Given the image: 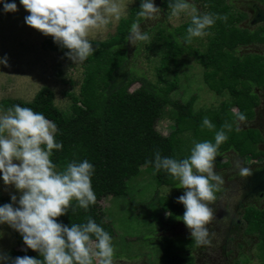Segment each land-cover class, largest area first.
<instances>
[{
    "label": "trees",
    "instance_id": "obj_1",
    "mask_svg": "<svg viewBox=\"0 0 264 264\" xmlns=\"http://www.w3.org/2000/svg\"><path fill=\"white\" fill-rule=\"evenodd\" d=\"M3 3L5 0H2ZM20 0H7L18 3ZM200 4L213 16H227V21L217 19L213 26L205 29L214 31L204 51L189 46L185 37L191 20L175 28L159 30V45L163 46L161 60L156 68L159 76L156 83H151L144 75H137L127 64V37L131 25L141 22L138 17L140 5L130 8L128 15L118 20L116 33L106 40H90L95 49L93 55L83 61V79L78 95L67 92L72 101V112L66 115L54 104V93L49 87L41 88L31 101L1 100L3 108L19 104L42 113L57 126L55 139L62 143V149H54L51 159L57 165V171L63 170L67 163L82 162L87 159L93 166L92 187L96 195V203L87 210L71 209L57 219L64 225L86 223L88 218L104 228L110 236L114 230L110 222L103 217L99 201L108 195L119 197L126 195L128 179L138 175L141 167L153 171L158 185L176 187L179 180L167 171L155 168V153L162 157L182 160L191 155L195 143L211 141L215 143V134L225 121L232 123L233 130L226 131L228 139L219 148L214 164L226 166L228 161L221 157L228 151L240 156L249 154L254 159L262 154L258 144L262 141L260 132L252 127L236 129V112L242 113L247 120L254 116L255 107L259 104V96L255 89L264 90V55L248 53L236 55L241 46L264 43V27L253 29L240 25L247 17L238 10L234 0H193ZM264 6V0H256ZM175 0H163L162 7L169 8ZM45 47L51 51L64 54L69 49L62 47L48 36ZM192 56L203 68V78L209 89L216 94L227 92L230 99L223 100L219 107L208 110H195L194 96L186 101L173 99L171 93L178 87L176 73L174 78L166 80L162 73L181 54ZM139 86L130 89L134 82ZM165 106L174 112V128L166 138L161 136L155 126ZM207 117L215 128L203 126V118ZM11 201L0 196V206ZM158 203L162 210L168 212L169 220H182L185 207L177 202L174 196L159 197ZM76 202L73 201V207ZM247 234H255L259 240V249L263 252L264 264V206L251 205L244 209L242 215ZM185 224V223H184ZM8 225V224H7ZM10 228L15 240L23 242L22 235ZM92 239H95L93 236ZM192 246V245H191ZM190 246V247H191ZM11 258L32 256L42 259L39 252L31 251L23 254L11 248L7 254ZM166 264H194L190 254L184 256L172 253L167 256ZM5 264V262H4ZM232 264H243L236 261Z\"/></svg>",
    "mask_w": 264,
    "mask_h": 264
},
{
    "label": "rangeland",
    "instance_id": "obj_2",
    "mask_svg": "<svg viewBox=\"0 0 264 264\" xmlns=\"http://www.w3.org/2000/svg\"><path fill=\"white\" fill-rule=\"evenodd\" d=\"M162 1L153 0L160 8L154 19L142 18L139 23L141 31L147 32L149 41H138L136 45L130 41L126 43V67L133 68L137 75H144L151 83H156L159 78L156 68L160 64L163 49L157 38L159 30H170L191 20L188 13L171 16V10L162 7ZM120 2L124 8L122 18L128 15L130 8L140 5L142 0ZM188 2L195 5L197 14L207 13L200 4L193 0ZM16 4V12H5L4 3L0 0V103L3 99L31 101L41 88L49 87L54 93V104L69 115L72 112V101L66 93L78 95L84 63H76L59 51L46 49L44 41L48 36L27 25L25 17L29 13L20 1ZM234 4L238 10L247 13L254 12L253 7L260 5L256 0H234ZM117 23L118 20L113 18L106 28L92 30L89 40L101 41L110 38L116 33ZM205 32L202 37H194L191 43H188L189 46L204 51L214 34L213 30ZM248 53L262 54V49L258 44H251L241 46L236 51L239 56ZM5 58L7 64L2 62ZM173 72L176 73L178 87L171 93V97L186 101L190 96H194L195 110L215 109L223 100L230 99L226 91L216 94L209 89L203 78L204 68L190 55H178L174 62L169 63L162 76L168 81L172 80ZM138 86L139 82L136 81L130 89ZM255 90L260 104L256 110L263 117L264 90ZM9 108L11 107L3 108L0 104V114L6 113ZM236 110L235 107L231 109L232 112ZM173 118L172 108L165 106L155 126V130L164 138L174 128ZM251 122L252 119L245 122L237 119L236 126L245 129L252 125ZM221 159L229 164L224 167L214 164V171L222 177L223 182L219 184L215 201L210 203L214 211L211 223L206 225L209 229L210 244H196L190 229L184 226L180 219H168V212L162 210L158 203L159 197L172 195L178 198L185 190L180 187V182L176 187L158 185L153 171L147 167H141L138 175L128 179L126 195L103 197L99 205L104 219L111 223L114 230L113 264H166L167 256L172 253L182 256L190 254L194 264H232L236 261L243 264H262L263 252L259 249L257 235L245 234L244 220L240 227L230 225L232 220L242 215L243 207H240L239 200L242 198L245 176L240 174V169L248 168L251 171L258 166L259 160L253 159L249 154L240 156L234 151H229ZM12 194L17 195V198L21 195L14 185L4 184L0 173V196L11 201ZM245 202L244 206L248 205L247 207L264 206L262 197H248ZM11 248H16L23 254L31 251L24 241L18 243L15 240L7 223L0 224V254L6 255ZM0 264L4 262L0 261ZM93 264H98L96 258Z\"/></svg>",
    "mask_w": 264,
    "mask_h": 264
},
{
    "label": "clouds",
    "instance_id": "obj_3",
    "mask_svg": "<svg viewBox=\"0 0 264 264\" xmlns=\"http://www.w3.org/2000/svg\"><path fill=\"white\" fill-rule=\"evenodd\" d=\"M20 3L29 13L25 17L26 24L69 49L65 55L76 63L87 60L95 51L88 38L90 32L106 28L113 18L119 20L124 11L120 0H20ZM169 8L171 16L181 13L191 16L185 37L188 43L194 37L204 36L205 29L213 26L217 19L227 21L226 15L197 14L195 5L188 0H175ZM17 10L15 2L5 0V12ZM159 12L153 0H142L137 15L154 19ZM149 39L147 32L141 31L139 22L132 23L128 41L136 45L138 41ZM2 62L7 64V59ZM234 116L240 122L247 120L239 112H234ZM202 123L210 130L215 128L207 117ZM225 129L232 131V123L225 121L215 134V143H195L191 155L185 159L155 153V168L178 179L185 190L177 202L185 207L182 220L198 245L211 243L206 225L214 215L210 203L215 201L219 184L223 182L214 171V161L219 146L228 139ZM56 131L53 121L30 107L17 104L0 114V173L5 185H14L21 193L19 198L12 194V202L0 206V224L7 223L18 231L27 247L42 257L11 258L0 254V261L5 264H93L96 258L98 264H113L112 237L94 219L88 218L86 223H73L70 227L57 222L56 218L70 209L73 212L76 208L87 210L96 203V195L91 179L94 166L87 159L69 162L63 170L57 171L51 156L54 149H62L63 145L56 141ZM240 174L247 176L250 170L241 168Z\"/></svg>",
    "mask_w": 264,
    "mask_h": 264
},
{
    "label": "flooded vegetation",
    "instance_id": "obj_4",
    "mask_svg": "<svg viewBox=\"0 0 264 264\" xmlns=\"http://www.w3.org/2000/svg\"><path fill=\"white\" fill-rule=\"evenodd\" d=\"M241 1L244 2L246 0H241ZM253 8H254V12L248 11L250 15L246 11L243 10L246 14H248V17H246L240 24L248 28L250 26L251 28L252 27L256 28L259 26L264 27V22H263L264 6L260 4L257 7L254 6ZM258 45H260L262 49V55H264V43L258 44ZM259 105L260 104H258V106ZM258 106L255 107L254 116L251 122L252 125L248 127L255 128L260 132L262 141L258 144V148L262 151V154L258 156L257 158H255L259 160L258 166H256L253 170H251L250 174L245 176L244 178L245 180H244V186H243V194H242V198L239 200L241 203L240 207L241 206L243 207L241 211L242 215H243L244 209L248 206V205L244 206V204L246 203L245 200L248 199V197H260V198L262 197L264 199V116L262 117V115H260V112L256 110ZM228 152H226V154ZM261 156L262 158H259ZM221 167H224V166H221ZM242 215L240 218H237L234 221L232 220L230 225L233 227H240L242 224V220H244ZM184 226H186V224ZM245 234L247 233L245 232ZM247 235H253V234H247Z\"/></svg>",
    "mask_w": 264,
    "mask_h": 264
},
{
    "label": "water",
    "instance_id": "obj_5",
    "mask_svg": "<svg viewBox=\"0 0 264 264\" xmlns=\"http://www.w3.org/2000/svg\"><path fill=\"white\" fill-rule=\"evenodd\" d=\"M263 22H264V19H263Z\"/></svg>",
    "mask_w": 264,
    "mask_h": 264
}]
</instances>
